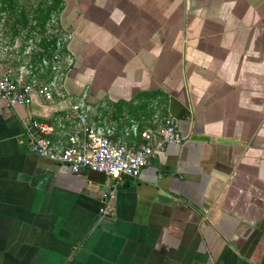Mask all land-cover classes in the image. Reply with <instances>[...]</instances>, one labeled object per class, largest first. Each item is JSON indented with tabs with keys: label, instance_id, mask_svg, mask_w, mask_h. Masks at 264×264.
<instances>
[{
	"label": "crops",
	"instance_id": "1",
	"mask_svg": "<svg viewBox=\"0 0 264 264\" xmlns=\"http://www.w3.org/2000/svg\"><path fill=\"white\" fill-rule=\"evenodd\" d=\"M30 1L19 34L0 0V71L63 96L0 97V264H264V0ZM75 103L124 143L164 117L190 141L133 180L73 173L30 150L26 121L65 140Z\"/></svg>",
	"mask_w": 264,
	"mask_h": 264
},
{
	"label": "built area",
	"instance_id": "2",
	"mask_svg": "<svg viewBox=\"0 0 264 264\" xmlns=\"http://www.w3.org/2000/svg\"><path fill=\"white\" fill-rule=\"evenodd\" d=\"M59 45L60 42H57V49ZM58 59L57 54L52 58H42L39 72L49 68L60 71ZM58 83L57 77L48 82L33 78L18 83L8 70H2L0 97L9 105H29L35 98L51 101L55 94L63 96L57 91ZM67 117L70 120L77 118L79 122L65 140L52 137L55 132L53 124L29 118L26 133L30 150L40 157L67 165L73 173L93 170L116 182L124 176H138L150 159L168 145L181 146L190 141L188 136L180 133L176 121L171 117L162 118L155 122V126L141 127L138 122L132 121L124 128L125 135L131 138L130 143L114 139L111 128L90 123L82 103L73 104ZM102 212L108 213V207Z\"/></svg>",
	"mask_w": 264,
	"mask_h": 264
},
{
	"label": "rangeland",
	"instance_id": "3",
	"mask_svg": "<svg viewBox=\"0 0 264 264\" xmlns=\"http://www.w3.org/2000/svg\"><path fill=\"white\" fill-rule=\"evenodd\" d=\"M6 1H13L14 6H16V9L12 7L13 10H10L9 12H8V10H6L5 11V17L6 18L12 17V18L18 20L17 21L18 24L15 26V28H16V32H19V34H20V29L22 27H24V25H25V27H27V25H28V20H27L29 17L28 16V9L30 6H32L33 3L30 0H6ZM10 3H12V2H10ZM2 16H4V15H2ZM0 20L3 23V25H2L3 29L5 28V26L9 27V24H7L8 19H5V21H6V22L4 21L5 23L3 22L4 18H1ZM20 21H22L21 23L24 25L19 24Z\"/></svg>",
	"mask_w": 264,
	"mask_h": 264
},
{
	"label": "water",
	"instance_id": "4",
	"mask_svg": "<svg viewBox=\"0 0 264 264\" xmlns=\"http://www.w3.org/2000/svg\"><path fill=\"white\" fill-rule=\"evenodd\" d=\"M193 138L195 140H209L210 139L208 136H203V135H195V136H193ZM218 141L230 142L231 140L230 139H227V138H218ZM126 178L128 180H133V177L132 176H126Z\"/></svg>",
	"mask_w": 264,
	"mask_h": 264
}]
</instances>
